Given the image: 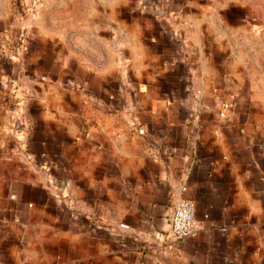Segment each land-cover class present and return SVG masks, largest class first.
Wrapping results in <instances>:
<instances>
[{"label":"crops","instance_id":"0c3cea01","mask_svg":"<svg viewBox=\"0 0 264 264\" xmlns=\"http://www.w3.org/2000/svg\"><path fill=\"white\" fill-rule=\"evenodd\" d=\"M225 2L0 16V264H264V79Z\"/></svg>","mask_w":264,"mask_h":264},{"label":"rangeland","instance_id":"374dc122","mask_svg":"<svg viewBox=\"0 0 264 264\" xmlns=\"http://www.w3.org/2000/svg\"><path fill=\"white\" fill-rule=\"evenodd\" d=\"M69 1L75 0H0V16L3 14L11 19L13 18L12 15L15 14L16 18L22 19L24 14H32L35 11V14L41 12L49 2L52 3L53 7H59V2H67L70 5ZM225 5L227 7H239L248 16L245 28L243 27L241 30L231 28L228 32L235 44L237 53L245 54L248 57L250 69L262 71L264 79V0H226ZM22 21L25 23L27 19L24 17ZM189 26L191 27V24Z\"/></svg>","mask_w":264,"mask_h":264},{"label":"built area","instance_id":"2783aa9c","mask_svg":"<svg viewBox=\"0 0 264 264\" xmlns=\"http://www.w3.org/2000/svg\"><path fill=\"white\" fill-rule=\"evenodd\" d=\"M24 34H21L23 38ZM123 228L128 225L122 224ZM199 226L195 219V206L192 201L188 199H178L173 203L170 214V234L178 240L188 236L194 235Z\"/></svg>","mask_w":264,"mask_h":264}]
</instances>
